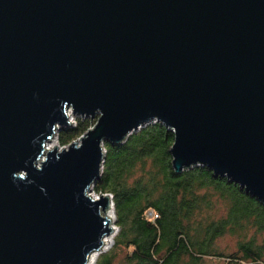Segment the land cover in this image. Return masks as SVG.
Returning <instances> with one entry per match:
<instances>
[{
    "label": "water",
    "instance_id": "1",
    "mask_svg": "<svg viewBox=\"0 0 264 264\" xmlns=\"http://www.w3.org/2000/svg\"><path fill=\"white\" fill-rule=\"evenodd\" d=\"M70 108L97 123L47 152ZM156 122L264 203V0H0V264H89L104 142Z\"/></svg>",
    "mask_w": 264,
    "mask_h": 264
},
{
    "label": "trees",
    "instance_id": "2",
    "mask_svg": "<svg viewBox=\"0 0 264 264\" xmlns=\"http://www.w3.org/2000/svg\"><path fill=\"white\" fill-rule=\"evenodd\" d=\"M93 123L77 118L74 127L59 133V144L69 145ZM174 142L175 134L159 122L121 144L104 142L94 191L112 194L119 233L114 248L95 264H203L205 257L223 256L213 244L225 235L238 240L237 250L225 256L229 262L264 264V203L207 166L177 173ZM213 198L223 203L219 219L195 220L211 216Z\"/></svg>",
    "mask_w": 264,
    "mask_h": 264
},
{
    "label": "rangeland",
    "instance_id": "3",
    "mask_svg": "<svg viewBox=\"0 0 264 264\" xmlns=\"http://www.w3.org/2000/svg\"><path fill=\"white\" fill-rule=\"evenodd\" d=\"M69 111L72 112L70 109H69ZM77 118L90 119L91 121H94L93 126L90 127V129H93L94 126H95V124L97 123V120L99 118V115H95L94 117H92V116H84L83 117V116H74L73 115V112H72L71 115H70V117H69V119H68L70 122H72V126H75L73 124H74V122L77 121ZM59 128H61V129L58 130ZM67 128H68V126L65 129H67ZM62 130H64V129H62L61 126H57V129L55 130L54 143L57 146L60 145L59 144V141H58V135H59V133ZM86 134H87V132L84 134V136ZM79 139H81V138H79ZM72 143H70V144H72ZM70 144H69V146H70ZM52 150H54V149H52ZM48 151L49 150H47V152ZM213 199H214V204H215V211H213L211 213V216H208V214L206 216H204V215L201 214L195 220L201 221V219H203L204 221L208 222L209 220H218L219 219V217L221 215V209H222L223 203L220 200H218L217 198H213ZM110 207L112 208L113 213H114V215H113V221L110 224V227L113 229V231L108 235V237L110 238V242L108 244H106L101 250H99L96 253V257H95L94 262H92L90 264H95L96 261L99 259V257L102 254H105V253H107L108 251H110V250H112L114 248L115 238H116V236L119 233V227L116 225V214H115V206H114L113 200L112 201L110 200ZM149 216L152 217L153 214L151 213ZM237 241L238 240H236L235 238L231 237L230 235H225V236H222V237L217 238L215 240L214 244H213V246H214L213 247L214 248L213 250L215 251V253L217 252V253L223 254V256L217 255V256L205 257L203 259V264H235V263L229 262L228 261V258L225 257V256H227V255H229V254H231V253H233V252H235L237 250V244H238ZM121 257H122V254H120V257L119 258H121ZM238 264H251V263L242 262V263H238Z\"/></svg>",
    "mask_w": 264,
    "mask_h": 264
},
{
    "label": "bare ground",
    "instance_id": "4",
    "mask_svg": "<svg viewBox=\"0 0 264 264\" xmlns=\"http://www.w3.org/2000/svg\"><path fill=\"white\" fill-rule=\"evenodd\" d=\"M70 110H71V108H70ZM72 111V110H71ZM71 113L72 112H70L69 111V109L67 110V114H68V118L70 117V115H71ZM73 125H76V123H74ZM69 127H74V126H72V123H70L69 124V126H68V128ZM54 135H55V133H54ZM54 135L50 138V140H48L47 142H46V144H45V147H46V151L47 150H52V149H54L55 148V146H56V144L54 143ZM74 142V141H73ZM80 143V142H79ZM104 148V147H103ZM102 169H103V165H102ZM89 193H96L95 191H94V186H92V188H91V190H90V192ZM113 200V197H112V199H111V201ZM104 215L106 216H109V217H111L112 218V220H111V223H112V221H113V215H114V213H113V210H112V208L109 206V208L106 210V214H105V211H104ZM110 242V238L108 237V236H106L104 239H103V247L106 245V244H108ZM102 247V248H103ZM101 248V249H102ZM100 249V250H101ZM96 253L97 252H94V253H92L90 256H89V259H88V263L90 264V263H92V262H94V260H95V257H96Z\"/></svg>",
    "mask_w": 264,
    "mask_h": 264
},
{
    "label": "built area",
    "instance_id": "5",
    "mask_svg": "<svg viewBox=\"0 0 264 264\" xmlns=\"http://www.w3.org/2000/svg\"><path fill=\"white\" fill-rule=\"evenodd\" d=\"M68 119H69V118H68ZM68 121H69V120H68ZM69 123H72V122L69 121ZM74 123H76V122H74ZM81 137H83V135H82ZM81 137H79V138H81ZM79 138H78V139H79ZM78 139H76V140H78ZM76 140H75L74 142H77ZM80 141H81V139L78 140V144H79ZM63 148H66V149H67V148H69V145H68V146H67V145H66V146H62V145H59V146H58V150H59V151H62ZM98 194H99V193H89V192L87 193V195L90 196V197H91L92 199H94V200H98V199H100V197H101L100 195H103V196H107V195H109L110 200H111L112 197H113L112 194H108V193H104V194L100 193L99 195H98Z\"/></svg>",
    "mask_w": 264,
    "mask_h": 264
}]
</instances>
